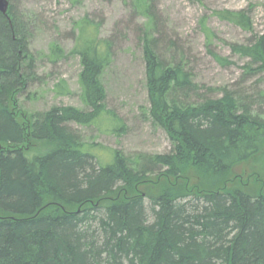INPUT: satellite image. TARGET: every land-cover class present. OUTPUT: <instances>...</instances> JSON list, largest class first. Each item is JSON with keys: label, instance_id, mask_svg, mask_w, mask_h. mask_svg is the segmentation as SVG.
<instances>
[{"label": "trees", "instance_id": "1", "mask_svg": "<svg viewBox=\"0 0 264 264\" xmlns=\"http://www.w3.org/2000/svg\"><path fill=\"white\" fill-rule=\"evenodd\" d=\"M155 1L133 0L132 9L149 21L140 32L149 113L172 147L135 158L114 149L105 159L69 125L124 129L106 106L114 39L101 35L100 23L83 19L71 50L88 110L55 106L24 123L17 96L39 78L36 57L11 0L8 14L0 12V264H264V116L234 90L201 96L184 61L160 54ZM213 14L253 30L248 7ZM230 46L264 71V35ZM65 56L54 44L47 58ZM55 90L70 93L65 81ZM31 143L43 149L28 153ZM254 162L263 174L253 168L247 184L234 175Z\"/></svg>", "mask_w": 264, "mask_h": 264}, {"label": "rangeland", "instance_id": "2", "mask_svg": "<svg viewBox=\"0 0 264 264\" xmlns=\"http://www.w3.org/2000/svg\"><path fill=\"white\" fill-rule=\"evenodd\" d=\"M10 2V0H9ZM19 19L29 33V49L36 57L38 77L21 95L14 96L16 106L31 119L39 112L55 106H74L88 110L81 99L79 75L80 59L71 52L79 23L88 18L100 23L101 35L114 39V57L103 77L106 88V106L124 125L123 132L113 133L105 121L91 126L69 123L86 144L97 143L104 158L111 150H120L125 156L135 158L139 154L168 152L171 140L150 116V102L146 80V68L142 50L141 30L148 18L135 15L133 0H11ZM154 12L158 24L153 36L158 39V51L166 59L176 62L182 59L192 71L201 96L209 93L220 95L230 89L256 100L254 113L264 116V71L256 68L251 59L234 52L232 43L248 44L264 35V0H156ZM250 8L253 30L242 28L218 19L216 9ZM215 34L208 39L202 24ZM64 49L66 56L56 63L47 56L52 45ZM175 44V46H174ZM226 58L230 64H221L212 52ZM250 65V66H247ZM251 67V71H249ZM65 81L70 91L57 94L55 88ZM212 89V90H210ZM28 153L43 149L33 145ZM238 167L234 175L251 176L253 168H261V162ZM259 169L263 174V169ZM253 178V177H252ZM252 180V179H251ZM237 182V180L235 181Z\"/></svg>", "mask_w": 264, "mask_h": 264}, {"label": "water", "instance_id": "3", "mask_svg": "<svg viewBox=\"0 0 264 264\" xmlns=\"http://www.w3.org/2000/svg\"><path fill=\"white\" fill-rule=\"evenodd\" d=\"M9 0H0V12L4 15L8 14Z\"/></svg>", "mask_w": 264, "mask_h": 264}]
</instances>
